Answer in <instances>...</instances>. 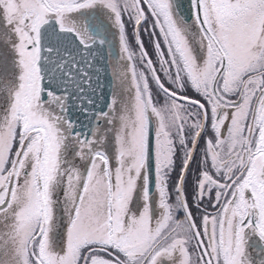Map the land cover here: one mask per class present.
I'll use <instances>...</instances> for the list:
<instances>
[{
  "label": "snow or ice",
  "instance_id": "1",
  "mask_svg": "<svg viewBox=\"0 0 264 264\" xmlns=\"http://www.w3.org/2000/svg\"><path fill=\"white\" fill-rule=\"evenodd\" d=\"M0 264H264V0H0Z\"/></svg>",
  "mask_w": 264,
  "mask_h": 264
},
{
  "label": "water",
  "instance_id": "2",
  "mask_svg": "<svg viewBox=\"0 0 264 264\" xmlns=\"http://www.w3.org/2000/svg\"><path fill=\"white\" fill-rule=\"evenodd\" d=\"M185 2V5H186V0H184ZM106 74L105 73H101V86H102V89L104 91V93H110L111 92V87H110V84H109V79H106L105 78ZM99 91V90H98ZM98 103H103L102 100H99Z\"/></svg>",
  "mask_w": 264,
  "mask_h": 264
},
{
  "label": "rangeland",
  "instance_id": "3",
  "mask_svg": "<svg viewBox=\"0 0 264 264\" xmlns=\"http://www.w3.org/2000/svg\"><path fill=\"white\" fill-rule=\"evenodd\" d=\"M129 32L131 33V28H129Z\"/></svg>",
  "mask_w": 264,
  "mask_h": 264
},
{
  "label": "flooded vegetation",
  "instance_id": "4",
  "mask_svg": "<svg viewBox=\"0 0 264 264\" xmlns=\"http://www.w3.org/2000/svg\"><path fill=\"white\" fill-rule=\"evenodd\" d=\"M146 43H147V41H146ZM151 50V49H150Z\"/></svg>",
  "mask_w": 264,
  "mask_h": 264
}]
</instances>
